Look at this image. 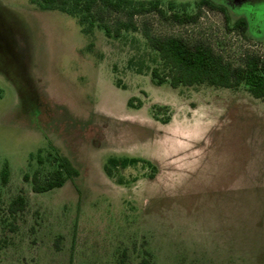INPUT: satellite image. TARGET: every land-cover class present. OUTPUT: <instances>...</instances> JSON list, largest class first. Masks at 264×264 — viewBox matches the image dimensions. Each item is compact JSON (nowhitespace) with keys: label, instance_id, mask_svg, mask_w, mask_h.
<instances>
[{"label":"rangeland","instance_id":"374dc122","mask_svg":"<svg viewBox=\"0 0 264 264\" xmlns=\"http://www.w3.org/2000/svg\"><path fill=\"white\" fill-rule=\"evenodd\" d=\"M159 1L193 13L198 0ZM211 1L227 25L206 8L196 24L147 18L155 34L200 39L234 64L247 51L264 59V0ZM83 27L0 0V264H136L144 250L151 264H264V100L243 87L157 86L139 33ZM56 156L77 176L34 193L23 176L44 177ZM112 158L156 171L139 162L107 173Z\"/></svg>","mask_w":264,"mask_h":264},{"label":"trees","instance_id":"16d2710c","mask_svg":"<svg viewBox=\"0 0 264 264\" xmlns=\"http://www.w3.org/2000/svg\"><path fill=\"white\" fill-rule=\"evenodd\" d=\"M41 11H59L75 16L79 25H87L82 31L88 33L94 26L104 31L105 37L118 39L122 33H139L144 39L146 47L156 55L159 66L150 70L151 78L157 86L166 82L170 87H197L208 86L223 89H238L243 87L254 99L264 100V59L254 52H244L237 64L226 60L223 55L200 39L189 41L181 37L160 36L153 32L152 23L148 16H157L159 19L177 25L196 24L202 17L203 10H216L223 14L225 25L229 23L227 9L216 5L211 0H198L195 11L189 13L185 6L177 7L169 1L165 7L159 0H29ZM105 14H119L124 17L109 24L104 22ZM142 18L141 23L137 19ZM232 29L244 35L248 31V23L244 18H238ZM131 106V100L128 101ZM54 169L42 177L36 170L31 177L24 175L25 181L31 182L34 193H46L60 188L64 183L77 176V171L65 157H53ZM145 164L152 173L156 168L148 161L140 159H109L108 166L118 168L134 163ZM8 168L5 165L1 171V180H8ZM152 176V174H151ZM24 199L16 197L10 204V212L20 210L24 206ZM0 241V249L2 248ZM126 255L122 254L121 263L125 262ZM136 264H151V254L144 250Z\"/></svg>","mask_w":264,"mask_h":264}]
</instances>
